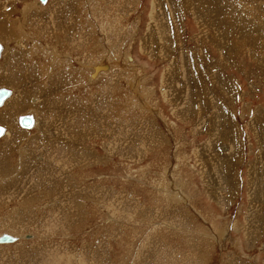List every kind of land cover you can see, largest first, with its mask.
Wrapping results in <instances>:
<instances>
[{
	"label": "rangeland",
	"instance_id": "rangeland-1",
	"mask_svg": "<svg viewBox=\"0 0 264 264\" xmlns=\"http://www.w3.org/2000/svg\"><path fill=\"white\" fill-rule=\"evenodd\" d=\"M154 1L0 0V264H264V0Z\"/></svg>",
	"mask_w": 264,
	"mask_h": 264
},
{
	"label": "bare ground",
	"instance_id": "bare-ground-1",
	"mask_svg": "<svg viewBox=\"0 0 264 264\" xmlns=\"http://www.w3.org/2000/svg\"><path fill=\"white\" fill-rule=\"evenodd\" d=\"M35 1H36V0H35ZM157 1H158V0H157ZM157 1H154V3L152 4L153 7L157 5V4H156ZM169 1H170V0H169ZM181 1H183V0H181ZM184 1H186V0H184ZM184 1H183V2H184ZM205 1H206V0H205ZM218 1L221 2L222 0H218ZM228 1H229V0H228ZM161 2H162V1H161ZM161 2L159 1L158 3H161ZM166 2H167V1H166ZM176 2H177V1H176ZM206 2H209V1L207 0ZM213 2H216V1H213ZM213 2H211V4H214ZM220 2L214 4V5H215V8H217L216 12L218 11V13L221 11V9H220V8H221V5H219V6L217 5V4H219ZM222 2H223V1H222ZM224 2H225V1H224ZM34 3H35V2H34ZM37 3H38V2H37ZM37 3H36V4H37ZM163 3H164V2H163ZM191 3H192V2H191ZM193 3H194V1H193ZM201 3H204V2L202 1ZM209 3H210V2H209ZM209 3H208V4H209ZM211 4H209V5H211ZM222 4H223V3H222ZM175 5H176V4H175ZM189 5H190V4H189ZM194 5H195V3H194ZM230 5H231V2H230ZM187 6H188V5H187ZM204 6H205V5H204ZM231 6H232V5H231ZM231 6H230V7H231ZM201 7H202V6H201ZM205 7L209 8V6H205ZM227 7H228V5H227ZM210 8H212V7H210ZM27 9H28V8H27ZM27 9H26V10H27ZM202 9H203V8H202ZM204 9H205V8H204ZM235 9H236V8H235ZM237 10H238V9H237ZM237 10H235V11H237ZM204 11H207V10L205 9ZM213 11H214V10H213ZM228 11H229V10H228ZM209 12H210V11H209ZM209 12H208V13H209ZM229 12H231V10H230ZM237 12H240V11H237ZM237 12H236V13H237ZM24 13H25V12H24ZM94 13H95V12H94ZM154 13H155V11H154ZM161 13H162V12H161ZM227 13H228V12H227ZM231 13H232V12H231ZM231 13H230V14H231ZM156 14H157V13H156ZM204 14H206V13L204 12ZM228 14H229V13H228ZM152 15H153V14H152ZM152 15H151V16H152ZM162 15H164V14H162ZM233 15H234V14H233ZM233 15H232V16H233ZM237 15H239V14H237ZM237 15H236V16H237ZM21 16H22V15H21ZM205 16H206V15H204V17H205ZM211 16H212V15H211ZM215 16H217V15H215ZM240 16H241V17H240L239 19H240L241 21H240V20H239V21H240V23L242 22V26H240L238 23L235 24V25H237V26H236V29H237L238 25L240 26V27H238L239 29H241V27H242V29H241L239 32H240V33H242V32L244 33V32H246V31H248V27L250 26V23L248 22V21H249L248 16H245V17H244L243 14H241V13H240ZM153 17H154V16H153ZM153 17H152V21H153L152 23H153V27H154L155 30H156V32H154V33H155L156 38H157V35L159 34L158 31H160V30L165 31V30H164V27H162V26H164V25H162V24H161V25H158V24H157V25H158V26H157L158 28H156L155 22L157 21V19H156V17H155V18H153ZM164 17H165V16H164ZM209 17H210V16L207 17L208 20H209ZM213 17H214V16H213ZM217 17H218V16H217ZM238 17H239V16H238ZM161 18H163V16H161ZM170 18H171V17H170ZM234 18H235V17H234ZM234 18H233V19H234ZM213 19H215V18H213ZM231 19H232V18H231ZM111 20H112V19H111ZM159 20H160V19H159ZM161 20H162V19H161ZM208 20H207V24H210ZM234 20H235V19H234ZM236 20H237V19H236ZM201 21H202V19H201ZM212 21H213V20H212ZM212 21H211V22H212ZM219 21H220V20H219ZM239 21H238V22H239ZM243 21H244V25H243ZM167 22H168V21H167ZM204 22H205V25H206V19H204L203 23L201 22V24H204ZM230 22H231V21H230ZM232 22H233V21H232ZM236 22H237V21H236ZM20 24H21V23H20ZM227 24H228V23H227ZM227 24H226V25H227ZM228 25H229V24H228ZM228 25H227V27H229ZM230 25H231V24H230ZM160 26H161V28H160ZM166 26H167V25H166ZM166 26H165V29H166V31H168L169 28H167ZM207 26H209V25H207ZM133 27H134V26H133ZM173 27H174V26H173ZM210 27H214V25H213V26H209V29H210ZM227 27H226V30L228 29ZM231 27H234V25H231ZM171 28H172V27H171ZM204 28H205V27H204ZM207 28H208V27H207ZM216 28H217V27H216ZM243 28H244V29H243ZM21 29H22V28H21ZM149 29H150V28H149ZM167 29H168V30H167ZM217 29H218V28H217ZM233 29L235 30V28H233ZM171 30H172V29H171ZM174 30H176V29H174ZM229 30H230V29H229ZM32 31H33V30H32ZM166 31H165V32H166ZM169 31H170V30H169ZM169 31H168V32H169ZM214 31H215V30H214ZM218 31H219V30H218ZM218 31H217V32H218ZM250 31H251V29H250ZM215 32H216V31H215ZM215 32H214V33H215ZM217 32H216V33H217ZM219 32H220V31H219ZM219 32H218V34H221V33H219ZM147 33H148V32H147ZM154 33H153V34H154ZM161 33H163V32H161ZM243 33H242V34H243ZM224 34L226 35V33H224ZM230 34H231V33H230ZM82 35L85 36V34H82ZM151 35H152V34H147V35L144 36V40L142 41V46H145V45H146V46L148 47V49H146L147 51H148V50H151V49L154 47L153 45H155V47H154L155 49L153 48V51H154V50L161 51L162 49H164V47L162 48L163 44H162L161 42L158 41L159 39H158L156 42H153V41H152V40H153L152 38H154L155 35H154V36H151ZM222 35H223V34H222ZM233 35H234V34H233ZM239 35H240V34H239ZM239 35H237V36H239ZM262 35H263V33L260 32V33H258L256 36H257V37L259 36V37H261V38H264V35H263V36H262ZM86 36H87V35H86ZM158 36H160V35H158ZM166 36H167V35H166ZM217 36H218V35H217ZM219 36H220V35H219ZM219 36H218V37H219ZM242 36H243V35H242ZM151 37H152V38H151ZM205 37H206V36H205ZM221 37H223V36H221ZM221 37H220V38H221ZM234 37H235V36H234ZM108 38H109V37H108ZM220 38H219V39H220ZM162 39H164V38L162 37ZM165 39H166V38H165ZM167 39H168V38H167ZM237 39H238V37H237ZM220 40H221V39H220ZM225 40L227 41V37H226ZM32 41H33V40H32ZM223 41H224V39H223ZM223 41H221V42H223ZM36 42H37V41H36ZM255 42H256V41H255ZM74 43H75V42H74ZM221 44H222V43H221ZM223 44H224V43H223ZM223 44H222L221 46H223ZM86 45H87V44H86ZM172 45H173V44H172ZM255 45H256V44H255ZM99 46H100V45H99ZM169 46H170V45H169ZM221 46H220V47H221ZM225 46H226V45H225ZM166 47H167V46H166ZM222 48H223V47H222ZM55 51H57V50H55ZM51 52H52V51H51ZM179 53H180V52H179ZM52 54H54V52H53ZM166 54H167V53H166ZM55 56H56V53H55ZM65 56H66V55H65ZM197 56H198V55H197ZM129 57H130V56H129ZM58 58H59V56H58ZM66 58H67V57H66ZM62 59H63V58H62ZM55 60H57V59H55ZM174 60H175V59H174ZM58 61H59V60H58ZM68 61H69V60H68ZM111 63H113V61H112ZM93 64H94V63H93ZM51 65H52V64H51ZM87 65H88V64H87ZM109 65H110V64H109ZM68 66H69V65H68ZM93 67H94V66H92V68H93ZM86 68H87V66H86ZM84 69H85V68H84ZM87 69H88V68H87ZM87 69H86V70H87ZM132 70H133V69H132ZM130 71H131V70H130ZM89 72H90V71H89ZM97 75H98V74H97ZM48 76H49V75H48ZM98 76H99V75H98ZM98 76H97V77H98ZM64 78L66 79L65 76H64ZM67 78H68V77H67ZM63 80H64V79H63ZM70 80H71V79H70ZM50 81H51V80H50ZM65 81H67V80H65ZM65 86H66V85H65ZM8 88H9V87H8ZM167 88H168V87H167ZM169 88H170V87H169ZM169 88H168V89H169ZM174 88H175V87H174ZM171 89H172V88H171ZM11 90H12V89H11ZM163 90H164V88H163ZM165 90H166V89H165ZM167 91H169V90H167ZM14 93H15V92H14ZM166 93H167V92H165V94H166ZM168 94H169V93H168ZM166 96H167V95H166ZM172 96H173V95H172ZM168 97H169V95H168ZM200 98H201V97H200ZM195 102H196V101H195ZM195 102H194V104H195ZM3 104H4V103H3ZM8 105H9V104H8ZM2 106H3V105H2ZM9 106H10V105H9ZM13 106H14V105H13ZM194 106H195V105H194ZM10 107H11V106H10ZM14 107H15V106H14ZM29 112H30V111H29ZM20 113H21V112H20ZM30 113H31V112H30ZM33 113H34V112H33ZM7 114H8V113H7ZM4 116H5V115H4ZM4 116H3V117H4ZM16 116H17V115H16ZM34 116H35V115H34ZM1 117H2V116H0V118H1ZM6 118H7V116H6ZM35 123H36V122H35ZM5 127H6V126H5ZM257 144H258V142H257ZM258 145H260V142H259ZM258 147H259V146H258ZM262 147H263V146H262ZM258 149H259V148H258ZM262 150H263V148H262ZM262 153H263V152H262ZM262 153H261V154H262ZM64 154H65V153H64ZM258 154H259V153H258ZM263 156H264V153H263ZM259 157H260V156H259ZM259 159H260V158H259ZM263 159H264V158H263ZM256 160H257V159H256ZM261 160H262V159H261ZM257 161H258V160H257ZM257 161H256L255 163H259V162H260V161H259V162H257ZM261 162H262V161H261ZM258 165H259V164H258ZM254 166H255V165H254ZM256 167H257V165H256ZM260 167H261V166H260ZM262 168H263V167H262ZM262 168H261V169H262ZM261 169H260V170H261ZM250 170L253 171L254 169H250ZM250 170H249V171H250ZM263 170H264V168H263ZM216 171H217V170H216ZM261 171H262V170H261ZM251 173H252V172H250L249 174H251ZM253 176H255V175H253ZM262 176H263V175H262ZM251 178H252V176H251ZM251 178H250V180H251ZM252 179H253V178H252ZM174 180H175V179H174ZM255 180H256V182L258 183L259 178H258L257 176H255ZM251 182H252V180H251ZM256 182H254V183H256ZM208 183H209V182H208ZM248 183H249V182H248ZM257 183H256V184H257ZM259 183H260V182H259ZM209 184H210V183H209ZM211 184H212V183H211ZM249 184H250V183H249ZM251 184H252V183H251ZM251 184H250V186H251ZM173 185H174V184H173ZM208 186H210V185H208ZM211 186L213 187V185H211ZM256 186H261V185L257 184ZM256 186H254V188H255ZM252 187H253V185H252ZM252 187H250V188H252ZM208 188H209V187H208ZM209 189H211V187H210ZM259 189H260V188H259ZM250 190H251V189H250ZM250 190H249V194H250L251 196L253 195V192H254V193H257V197H258V192H257V190H256V191L253 190V191H252V194L250 193ZM261 190H262V189H260V191H261ZM261 195H262V194H261ZM175 196H176V195H175ZM257 197H256V198H257ZM185 198H186V197H185ZM249 198H250V197H249ZM251 198H252V197H251ZM254 198H255V196H254ZM254 198H252V201L254 200ZM174 200H175V199H174ZM182 200H183V199H182ZM259 200H261V199H258V202H259ZM262 203H263V202H262ZM257 204H258V203H257ZM251 205H252V203H251ZM251 207H252V206H251ZM254 208H255V205H254ZM256 208H257V207H256ZM256 208H255V209H256ZM125 209H126V208H125ZM250 209H251V208H250ZM119 210H120V209H119ZM247 213H248V212H247ZM261 214H262V213H261ZM252 215H253V214H252ZM156 216H157V215H156ZM254 216H255V214H254ZM246 217H247V216H246ZM247 218H248V217H247ZM245 219H246V218H245ZM256 220H257V219H256ZM263 220H264V219H263ZM247 221H248V220H247ZM172 222H173V221H172ZM262 222H263V221H262ZM174 223H175V222H174ZM255 223H256V222H255ZM260 223H261V222H260ZM253 224H254V221H253ZM257 224H258V223H257ZM261 224H262V223H261ZM175 225H176V224H175ZM175 225H174V226H175ZM244 225L246 226V221H245ZM248 225H249V224H248ZM250 225H251V226H254V225H252L251 223H250ZM255 226H256V224H255ZM249 227H250V226H249ZM246 228H248V227H246ZM246 228H245L244 230H246ZM252 228H253V227H252ZM248 229H249V228H248ZM248 229H247V230H248ZM253 229H254V228H253ZM221 231H223V230H221ZM14 234H15V233H14ZM23 234H24V233H23ZM247 234H248V233L245 232L246 237H247ZM14 236H15V235H14ZM250 237H251V236H250ZM250 237H249V238H250ZM38 239H39V238H38ZM128 243H129V242H128ZM159 249H160V248H159ZM171 253H172V252H171ZM168 255H169V254H168ZM172 258H173V257H172ZM176 258H178V257H176ZM176 258H175V259H176ZM188 259H189V258H188ZM169 261H170V260H169ZM181 262H182V261H181ZM196 262H197V261H196ZM172 263H173V262H172ZM176 264H177V263H176ZM185 264H186V263H185Z\"/></svg>",
	"mask_w": 264,
	"mask_h": 264
},
{
	"label": "water",
	"instance_id": "water-1",
	"mask_svg": "<svg viewBox=\"0 0 264 264\" xmlns=\"http://www.w3.org/2000/svg\"><path fill=\"white\" fill-rule=\"evenodd\" d=\"M41 3H45L46 0H39ZM4 51V45L0 43V58L2 56V53ZM103 68V66L101 67ZM107 68L106 65H104V69ZM12 90L6 87H0V107L3 105V103L11 96ZM17 123L19 126L29 130L34 127L35 124V118L32 113H26L17 116ZM6 132V128L2 125H0V137H2ZM16 240V236H14L11 233H1L0 234V244L4 243H12Z\"/></svg>",
	"mask_w": 264,
	"mask_h": 264
}]
</instances>
